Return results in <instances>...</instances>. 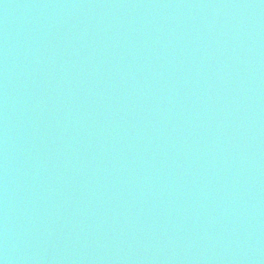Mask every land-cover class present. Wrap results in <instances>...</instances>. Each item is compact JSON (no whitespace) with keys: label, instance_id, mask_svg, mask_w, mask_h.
<instances>
[{"label":"water","instance_id":"obj_1","mask_svg":"<svg viewBox=\"0 0 264 264\" xmlns=\"http://www.w3.org/2000/svg\"><path fill=\"white\" fill-rule=\"evenodd\" d=\"M0 264H264V0H0Z\"/></svg>","mask_w":264,"mask_h":264}]
</instances>
